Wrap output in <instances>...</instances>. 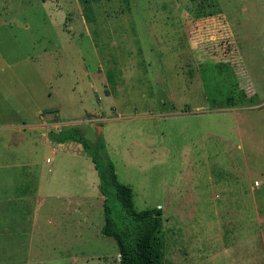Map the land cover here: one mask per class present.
Listing matches in <instances>:
<instances>
[{
    "label": "rangeland",
    "instance_id": "1",
    "mask_svg": "<svg viewBox=\"0 0 264 264\" xmlns=\"http://www.w3.org/2000/svg\"><path fill=\"white\" fill-rule=\"evenodd\" d=\"M72 127L162 264H264V0H0V264H120Z\"/></svg>",
    "mask_w": 264,
    "mask_h": 264
},
{
    "label": "trees",
    "instance_id": "2",
    "mask_svg": "<svg viewBox=\"0 0 264 264\" xmlns=\"http://www.w3.org/2000/svg\"><path fill=\"white\" fill-rule=\"evenodd\" d=\"M48 1V0H42ZM205 3L213 0H191ZM57 144L77 142L91 158L99 177L104 197L105 224L102 234L113 238L119 248L120 264H162L164 242L160 210L137 211L133 189L119 181L114 163L108 155L105 141H88L76 127L48 133ZM119 203L120 209L114 205Z\"/></svg>",
    "mask_w": 264,
    "mask_h": 264
},
{
    "label": "crops",
    "instance_id": "3",
    "mask_svg": "<svg viewBox=\"0 0 264 264\" xmlns=\"http://www.w3.org/2000/svg\"><path fill=\"white\" fill-rule=\"evenodd\" d=\"M43 135H45L46 137L48 136V134H47V133H43ZM119 259H120V255H119Z\"/></svg>",
    "mask_w": 264,
    "mask_h": 264
},
{
    "label": "built area",
    "instance_id": "4",
    "mask_svg": "<svg viewBox=\"0 0 264 264\" xmlns=\"http://www.w3.org/2000/svg\"><path fill=\"white\" fill-rule=\"evenodd\" d=\"M255 186H258V182L255 183Z\"/></svg>",
    "mask_w": 264,
    "mask_h": 264
}]
</instances>
